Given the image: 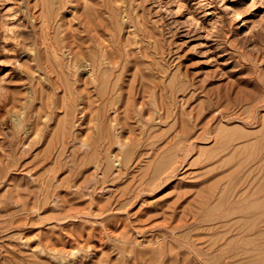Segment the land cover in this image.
I'll use <instances>...</instances> for the list:
<instances>
[{"label":"rangeland","instance_id":"1","mask_svg":"<svg viewBox=\"0 0 264 264\" xmlns=\"http://www.w3.org/2000/svg\"><path fill=\"white\" fill-rule=\"evenodd\" d=\"M59 6L0 0V264H264V0Z\"/></svg>","mask_w":264,"mask_h":264},{"label":"bare ground","instance_id":"2","mask_svg":"<svg viewBox=\"0 0 264 264\" xmlns=\"http://www.w3.org/2000/svg\"><path fill=\"white\" fill-rule=\"evenodd\" d=\"M51 1H52V0H51ZM120 1H121V0H120ZM55 2H56V1H55ZM107 2H108V1H107ZM116 2H117V1H116ZM56 3H57V2H56ZM64 3H65V2H64ZM62 4H63V0H59V5L61 6ZM108 4H109V3H108ZM117 4H118V3H117ZM38 5H39V4H38ZM114 5H116V4H114ZM114 5H113V6H114ZM121 5H122V3H121ZM60 6H59V7H60ZM117 6H120V3H119V5H117ZM122 6H123V5H122ZM41 7H42V5H41ZM108 7H109V6H108ZM108 7H107V8H108ZM120 7H121V6H120ZM54 8H55V7H54ZM109 8H110V7H109ZM115 8H117V7L115 6ZM121 8H122V7H121ZM121 8H120V9H121ZM39 9H40V8H39ZM97 10H98V9H97ZM108 10H109V9H108ZM41 13H42V12H41ZM112 13H113V12H112ZM124 13H125V12H124ZM97 14H98V11H97ZM38 15H39V14H38ZM121 15H122V14H121ZM99 16H100V15H99ZM99 16H98V17H99ZM122 16H123V15H122ZM124 16H125V15H124ZM124 16H123V17H124ZM43 17H44V16H43ZM43 17H42V20L44 19V20H45L44 22H46L45 17H44V18H43ZM58 17H59V16H58ZM120 17H121V16H120ZM123 17H122V18H123ZM39 18L41 19V17H38V19H39ZM56 18H57V17H56ZM58 19H59V18H58ZM58 19H55V20L58 21ZM120 19H121V18H120ZM125 19H126V18H125ZM127 19H128V18H127ZM127 19H126V20H127ZM47 20L49 21L50 18H48ZM96 20H97V19H96ZM121 20H122V19H121ZM121 20H120V22H121ZM128 20H129V19H128ZM60 21H61V20H60ZM98 21H100V20H98ZM51 22H53V21H51ZM51 22H50V23H51ZM88 22H90V21H88ZM92 22H94V21H92ZM122 22H123V20H122ZM46 23H47V22H46ZM46 23H45V24H46ZM103 23H104V22H103ZM112 23H113V22H112ZM40 24H42V23H40ZM93 24H94V23H93ZM93 24H92V25H93ZM121 24H123V23H121ZM96 25H97V24H96ZM101 25H102V24H101ZM103 25H104V24H103ZM110 25H112V24H110ZM113 25H114V24H113ZM44 26H45V25H44ZM46 26H47V25H46ZM96 27H97V26H96ZM104 27H105V26H104ZM89 28H90V27H89ZM47 29H50V27L47 28ZM105 29H107V28H105ZM107 30H108V29H107ZM40 31H41V30H40ZM45 31H47V30H45ZM90 31H91V30H90ZM42 32H43V31H42ZM42 32H41V33H42ZM91 32H92V31H91ZM97 32H99V31H97ZM90 34H91V33H90ZM43 35H45V34L43 33ZM72 35H73V34H72ZM70 36H71V35H70ZM96 36H98V34H97ZM96 36H95L94 38H96ZM99 37H100V38H98V39L101 40V35H100ZM70 38H71V37H70ZM73 38H74V37H73ZM73 38H72V39H73ZM75 38H76V37H75ZM87 40H88V39H87ZM89 40H90V39H89ZM106 40H108V39H106ZM106 40H103V41H106ZM69 42H70V41H69ZM93 42H94V41H93ZM106 42H107V41H106ZM87 43L89 44L90 41L87 42ZM109 43H110V42H109ZM101 44H102V43H101ZM104 44H107V43H104ZM76 45H77V44H76ZM76 45H75V46H76ZM97 45H99V44H97ZM107 45H108V44H107ZM116 45H117V44H116ZM95 46H96V42H95ZM109 46H111V45H109ZM109 46H107V48H110ZM117 46H118V45H117ZM86 47H88V46H86ZM105 47H106V46H105ZM105 47L103 48V46H101V45L99 46V48H100V50H101L99 54H97L96 51H95L94 53H92V54H93L92 56L85 55L84 53H83V56H81V58L85 57V60H87V59H89V58L91 59L90 62H92V64L90 63V66H88V67H90V68H88V67H87V68H88L90 71H93V72H94V73H93L94 75L96 74V67H95V66L97 65L96 62H98V61H100V60L103 59V60H107L108 62H110V63H112V64L115 63V61H114V60H115V59H114L115 57L113 58V56H112L113 59H111V57H110V55H109V52H108V51H111V50H109V49L107 50ZM112 48H113V47H112ZM87 49H89V48H87ZM74 50H75V49H74ZM81 50H82V48H81ZM95 50H96V49H95ZM97 50H98V48H97ZM90 51H91V50H90ZM90 51H89V52H90ZM73 52H75V53L73 54V59H74V60H73V63H74V61H77V53L79 52V53L81 54L80 47H79V49H77V50H75V51H73ZM111 53H113V52H110V54H111ZM116 53H117V52H116ZM80 54H79L78 56H80ZM70 59H71V58H70ZM116 60H117V59H116ZM128 60H129V59H128ZM67 61H68V60H67ZM69 61H70V60H69ZM84 62H86V61H84ZM87 62H88V61H87ZM87 62H86V63H87ZM104 62H106V61H104ZM120 62H121V59H120ZM71 63H72V60H71ZM102 63H103V62H102ZM106 63H107V62H106ZM100 64H101V62H100ZM112 64H110V66H111ZM121 64H122V63H121ZM121 64H120V65H121ZM85 65H86V64H85ZM88 65H89V62H88ZM106 65H108V64H106ZM117 65H118V64H117ZM102 66H103V65H102ZM108 66H109V65H108ZM113 66H114V65H113ZM105 67H106V66H105ZM114 67H115V66H114ZM119 67H120V66H119ZM119 67H118V68H119ZM89 70H87V72H88ZM98 72H99V71H98ZM86 74H87V73H86ZM99 74H100V73H99ZM87 75H88V74H87ZM113 75H114V74H113ZM91 76H92V75H91ZM104 76H106V75H104ZM92 77H93V76H92ZM94 78H95V77H94ZM94 78H93V80H94ZM97 78H99V77H97ZM115 78H116V77H115ZM90 79H91V78H90ZM110 79H111V77H110ZM110 79H109V80H110ZM91 80H92V79H91ZM86 81H87V80H86ZM90 82H91V81H90ZM94 83H95V81H93V84H94ZM90 84H91V83H90ZM110 84H111V82H110ZM92 87H93V86H92ZM108 87H109V86H108ZM119 87H120V86H119ZM109 88H110V87H109ZM120 89H121V88H120ZM134 89H135V88H134ZM140 90H141V89H140ZM115 91H116V90H115ZM117 91H119V90H117ZM129 91H130V90H129ZM134 91H135V90H134ZM91 92H92V90H91ZM94 92H95V91H94ZM108 92H109V90H108ZM129 93H130V92H129ZM107 94H108V93H107ZM113 94H114V93H113ZM131 94H132V93H131ZM97 95H98V94H97ZM124 95H125V94H124ZM126 95H128V94H126ZM108 96H109V95H108ZM129 96H130V95H129ZM94 97H95V96H94ZM123 97H124V96H123ZM125 97H126V96H125ZM96 98H97V97H96ZM97 99H99V98H97ZM99 100H101V99H99ZM107 100H108V99H107ZM125 100H127V99H125ZM125 102H126V101H125ZM106 103H107V102H106ZM127 104L130 105L129 103H127ZM263 160H264V159H263ZM263 176H264V175H263Z\"/></svg>","mask_w":264,"mask_h":264}]
</instances>
